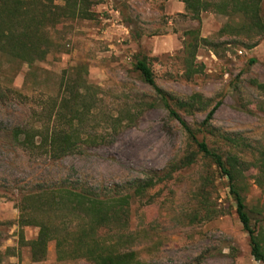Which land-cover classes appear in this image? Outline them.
<instances>
[{"label": "rangeland", "instance_id": "rangeland-1", "mask_svg": "<svg viewBox=\"0 0 264 264\" xmlns=\"http://www.w3.org/2000/svg\"><path fill=\"white\" fill-rule=\"evenodd\" d=\"M92 2L91 19H67L50 27L57 45L34 64L35 75L24 77L23 65L10 83L3 78L28 98L0 104L2 126L30 119L32 108L47 94L68 95L67 82L86 80L94 94L91 111L79 125L83 137H91L76 151L52 159L0 147V264H92L81 258L58 260L53 240L44 259L30 260L20 239L17 200L31 176L42 174L50 185L79 182L107 195H132L135 180L157 171L165 177L130 198L121 249H132L138 259L152 264H262L251 254L229 178L197 151L160 95L133 69V61L135 55L147 56L170 106L197 131L198 139L223 154L264 244V88L253 82L264 83V35L248 47L257 35L248 38L236 30V15H167L160 0ZM192 30L199 39L190 64L184 41L195 40ZM160 44L166 47L161 52L156 51ZM193 94L199 96L191 110L176 104ZM217 103L209 123L202 125ZM15 177L22 181L15 184ZM22 233L30 240L37 228L23 226ZM115 233L101 230L108 240Z\"/></svg>", "mask_w": 264, "mask_h": 264}, {"label": "trees", "instance_id": "trees-1", "mask_svg": "<svg viewBox=\"0 0 264 264\" xmlns=\"http://www.w3.org/2000/svg\"><path fill=\"white\" fill-rule=\"evenodd\" d=\"M182 1L185 4V15L193 19H199L202 12L209 11L238 16L240 24L236 30L248 38L257 35L248 47L255 46L264 35L262 0ZM92 3V0H0L1 105L12 102L15 98H28V95L4 83L3 78H7L10 83L23 65L27 66L24 77L35 75L34 64L44 60L57 45L49 31L50 27L54 28L67 19H91ZM226 28L227 25L221 27L220 31ZM196 33L195 30L190 31L195 38L192 43L184 41L186 60H189L190 64L193 63L198 45L199 37L198 34L195 36ZM253 61L250 59V62ZM133 69L139 73L143 82L160 95L161 103L169 116L181 123L187 136L196 145L197 151L209 158L213 165L229 178V192L235 203L237 217L248 234L251 254L264 264V244L251 223V216L240 188L232 182L233 174L223 154L217 148L209 146L205 139H198L197 131L170 106L164 91L155 82L147 56L135 55ZM188 69L190 70V67ZM253 82L257 87L264 88V83L255 80ZM90 87L92 86L87 84L86 80L80 83H75L74 80L67 82L64 88L68 95L58 97V93L47 94L40 100L41 105L35 104L30 119L25 122L2 126L0 120V139L8 143L7 145L0 141V147L8 151L11 149L13 152L18 147L30 154L46 155L52 159L76 151L86 138L91 137L90 134L83 137L79 129V125L92 108L90 96L94 91L90 92ZM198 96L193 94L188 100L176 99V104L185 110H191L194 107L193 99ZM218 104L208 111L202 125L209 123ZM189 160L193 162V156ZM163 177L165 174L159 175L157 171L149 177L135 180L132 195L142 193ZM29 179L24 182L28 187H19L17 208L20 239L28 246L31 261L44 259L48 243L53 240L58 260L81 258L92 264H152L138 259L134 250L120 247L126 237L122 228L128 222L131 194L107 195L79 182L74 186L63 181L50 185L42 174L31 176ZM15 180V184L22 181L16 177ZM28 225L36 227L37 233L34 238L25 240L22 227ZM105 228L116 229L113 235L115 238H105L101 234V230Z\"/></svg>", "mask_w": 264, "mask_h": 264}, {"label": "crops", "instance_id": "crops-1", "mask_svg": "<svg viewBox=\"0 0 264 264\" xmlns=\"http://www.w3.org/2000/svg\"><path fill=\"white\" fill-rule=\"evenodd\" d=\"M160 1H162L163 12L167 15H171V14H175V13H180V14L186 13L185 4L182 0H160ZM78 19H80V18H75L73 20H78ZM163 36H164V38L167 39L171 35L170 34H164V35H162V37ZM165 49H166V47L162 46L161 44L158 45V47H156V51H159V52H161Z\"/></svg>", "mask_w": 264, "mask_h": 264}]
</instances>
